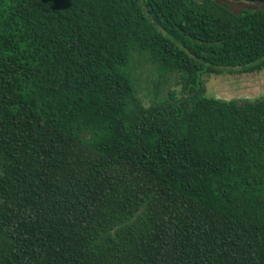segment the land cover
I'll return each mask as SVG.
<instances>
[{
  "label": "trees",
  "instance_id": "1",
  "mask_svg": "<svg viewBox=\"0 0 264 264\" xmlns=\"http://www.w3.org/2000/svg\"><path fill=\"white\" fill-rule=\"evenodd\" d=\"M237 4L0 0V264H264V95L204 84L264 70Z\"/></svg>",
  "mask_w": 264,
  "mask_h": 264
},
{
  "label": "rangeland",
  "instance_id": "2",
  "mask_svg": "<svg viewBox=\"0 0 264 264\" xmlns=\"http://www.w3.org/2000/svg\"><path fill=\"white\" fill-rule=\"evenodd\" d=\"M234 12L241 10V5H231ZM260 4H253L248 8H257ZM149 67V66H148ZM147 67V68H148ZM155 74L150 78L155 80ZM145 78V75L142 76ZM142 84L143 95L152 89L151 81L145 80ZM206 94L222 100H236L241 103L245 99L255 100L264 95V70L251 74H230L225 72L221 75L204 76ZM176 90L179 87L173 86Z\"/></svg>",
  "mask_w": 264,
  "mask_h": 264
},
{
  "label": "water",
  "instance_id": "3",
  "mask_svg": "<svg viewBox=\"0 0 264 264\" xmlns=\"http://www.w3.org/2000/svg\"><path fill=\"white\" fill-rule=\"evenodd\" d=\"M232 2H247V3H261L264 4V0H226Z\"/></svg>",
  "mask_w": 264,
  "mask_h": 264
},
{
  "label": "crops",
  "instance_id": "4",
  "mask_svg": "<svg viewBox=\"0 0 264 264\" xmlns=\"http://www.w3.org/2000/svg\"><path fill=\"white\" fill-rule=\"evenodd\" d=\"M239 5H241L242 7H248L250 5H253L254 3H247V2H237Z\"/></svg>",
  "mask_w": 264,
  "mask_h": 264
}]
</instances>
